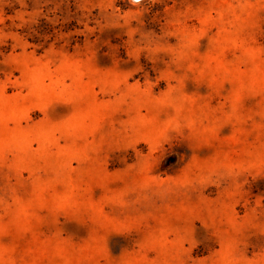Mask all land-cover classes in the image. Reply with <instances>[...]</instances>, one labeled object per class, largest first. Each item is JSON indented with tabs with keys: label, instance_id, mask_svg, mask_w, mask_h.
Wrapping results in <instances>:
<instances>
[{
	"label": "rangeland",
	"instance_id": "obj_1",
	"mask_svg": "<svg viewBox=\"0 0 264 264\" xmlns=\"http://www.w3.org/2000/svg\"><path fill=\"white\" fill-rule=\"evenodd\" d=\"M0 264H264V0H0Z\"/></svg>",
	"mask_w": 264,
	"mask_h": 264
}]
</instances>
